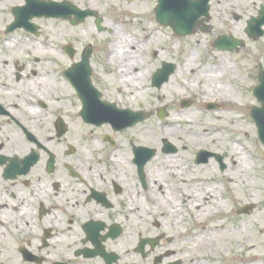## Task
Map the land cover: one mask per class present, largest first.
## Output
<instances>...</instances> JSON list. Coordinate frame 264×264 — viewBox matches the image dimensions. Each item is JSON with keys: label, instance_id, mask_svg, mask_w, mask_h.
Here are the masks:
<instances>
[{"label": "flooded vegetation", "instance_id": "af4514ba", "mask_svg": "<svg viewBox=\"0 0 264 264\" xmlns=\"http://www.w3.org/2000/svg\"><path fill=\"white\" fill-rule=\"evenodd\" d=\"M189 1L185 8L178 0L179 34L156 14L149 38H118L111 46L88 30L115 32L104 24L99 0H0V264H188L172 258L183 243L179 223L168 221L170 206L156 210L151 198L155 190L168 198L161 185L175 191L187 184L156 174L159 155H177L179 147L168 152L163 139L160 148L142 142L147 129H135L144 115L126 125L125 110H148V119L157 112L161 121V106L145 109L143 94L128 100L125 72L148 68L146 84L160 100L170 79L159 87L154 75L172 58L158 47L159 32L191 46L187 55L228 54L236 82L243 72L252 78L257 101L264 80V0ZM39 3L50 16L37 13ZM71 5L94 15L77 23ZM201 150L206 162L197 160ZM227 156L206 140L192 161H215L224 173Z\"/></svg>", "mask_w": 264, "mask_h": 264}, {"label": "bare ground", "instance_id": "6f19581e", "mask_svg": "<svg viewBox=\"0 0 264 264\" xmlns=\"http://www.w3.org/2000/svg\"><path fill=\"white\" fill-rule=\"evenodd\" d=\"M114 45L115 42L111 44V46ZM199 59L200 56L190 52L189 55L184 57L182 67L178 69L179 71L177 70L171 76L170 81L163 85L162 88L163 91L166 90L167 94L170 87L175 89H177L175 86L184 87V91L176 90L179 97L181 99H191L192 96H195L197 87L201 86L202 92L198 96L203 97L201 99L204 103L218 99L221 103L220 106H225L221 111L216 110L214 113H209L208 116L211 117V114H214V118L211 117V120L208 118V123L210 122L211 126L216 124L217 128H223L226 131L225 136L226 138L229 137L228 141L230 143L227 162L228 159H233L229 161L230 165L227 168L230 169L235 166L236 176L233 177L229 173L216 171L217 163L215 161H212L210 166L207 164H195L189 167L179 155H165L163 159L165 166L160 167L156 171L160 179L171 180L181 177L184 180H188L187 176L192 178L199 176L201 178H196V187H180V189L177 188L175 191H172L167 185L163 189L162 185L155 184L161 187L162 194H167L168 198L166 200L159 199L155 190L153 195H151L153 205L156 210H163L170 206L169 223L173 226H177L179 223L177 229L180 230L182 243H189L187 250H185L186 248L183 247V244L181 248L177 246L175 248L176 253L172 258H180L188 264H202L203 261H200L202 257L221 255L228 264H234L230 249L236 245L238 251L242 252V258L238 264H264V255L260 252V247L264 244V203L254 216L247 218L245 214H241L243 216H240L234 222L235 224L231 223V213L228 210L230 199L246 203L250 201L264 202V173L259 169L260 158H258L257 150L252 146L250 147L247 136H242V132H247L248 127L244 125L245 116L238 111V97L229 90L228 86L223 87L220 85L222 84L220 80L225 76L229 77L232 82L238 80V77L235 74V68L228 62V54H211L201 67L196 65ZM212 62L218 64L215 70H213ZM184 71L190 77L184 78ZM141 73L138 76H132L128 71L125 72L123 87L129 95L128 100H132V95L138 97L142 94L145 96L144 94L147 93V89L144 86L149 69L144 68ZM138 78L142 80L140 83L141 91L137 88ZM135 91L136 93H134ZM166 94L162 92L158 106L167 102ZM180 113L182 115L169 116L166 119L167 121H165L169 127L166 132L170 136L173 137L178 131L177 128L183 127V125H185L184 129H190V131H187L188 137L206 136V133H202L200 129L196 128L195 119L191 117L193 113L188 112L186 109L180 110ZM222 122H224L223 125H221ZM206 127L211 129L209 126L204 125V132L208 131ZM214 134H218L217 129H215ZM210 137L212 136L207 135V140ZM255 141H257V137H255ZM195 145L197 147L201 146L199 143ZM157 160L159 158L156 159V163H158ZM153 168L154 166H152L151 172ZM213 172H216L217 175L211 177L206 175L213 174ZM153 179L150 173V180L153 181ZM159 194L161 195V193ZM185 208L188 209L187 211L190 214L187 219L178 214L180 212L178 211L179 209ZM142 211L143 208H140V212ZM184 223L188 225L187 232L184 231L186 227ZM183 235L187 236V241ZM179 250L182 252H179Z\"/></svg>", "mask_w": 264, "mask_h": 264}, {"label": "rangeland", "instance_id": "374dc122", "mask_svg": "<svg viewBox=\"0 0 264 264\" xmlns=\"http://www.w3.org/2000/svg\"><path fill=\"white\" fill-rule=\"evenodd\" d=\"M99 1L103 6L101 16L105 17L104 24L106 25V27H111L113 29L115 28V33L113 34L111 33V35H109L108 33H104L100 35L97 33L94 27L93 28L89 27L88 30L90 31V34L92 36H95L100 41L106 40L107 43H110V42L115 41L118 38L126 39V38H131L132 36L134 37L138 36L139 38L147 39L149 38V36L147 35L149 33L150 34L153 33L151 31H153L157 27V24L153 20L156 17V14H154V7H156L157 5V0H99ZM150 12L153 16L149 14ZM91 25H92V21H90V26ZM85 32L86 31L84 30L82 31L81 29H77L75 31L76 37L79 39L84 38L87 40L85 36ZM154 33H156L154 34L155 36L161 35V38L158 41L163 40V45H160L158 47L164 48V50L167 52V56H170L172 58L171 61L177 66V68L179 67L178 69H180L182 67L184 57H186L187 52H189L188 50L190 49L191 46L184 47L182 45L183 40H178L177 38L173 39V38H170L169 36L159 34V32H154ZM174 42H176L175 45H173ZM179 42L182 45V47L181 45H179ZM56 43L60 44V41H56ZM159 50L160 52L163 51L161 49ZM144 54H146V52ZM203 54L204 53L199 54L201 55L200 56L201 58L196 63V65H198L199 67L204 65V63L207 60V59L206 60L203 59V57H205V55ZM137 56L138 57L142 56L141 49L138 52ZM138 63H140V61L137 58L136 63H134V66H137ZM212 64H213L212 65L213 70H215V68L218 67V64H216L215 62H212ZM145 65L148 66L147 63H145ZM249 68L250 67H248V72H250ZM241 70L242 69L240 68V71L238 69L237 72H241ZM183 74H184V78L190 77L186 71H184ZM241 74H242L241 82H236V81L232 82L231 80H229V77L225 76L220 80L222 82V84L220 85H222L223 87L228 86L230 88L229 90L238 97V103H237V106L239 109L238 111L245 116L244 125L245 127H248L247 132H242V136L243 137L247 136V141L250 147L252 146L257 150V154H259L258 158H260L259 169L260 171L264 173V145L261 139L257 135L258 133L257 128L254 125V121L252 120V117L250 116L252 108L258 106L256 105L258 104V101L249 91L250 87L253 85L252 78H250L245 72ZM122 83H123V80H122ZM122 83H121V88H123ZM175 87H177V89L170 87L168 89L169 91L167 92V94H166V90L163 91V89H160L159 91V95H161L162 92L166 94L167 102L161 104V106H165L166 117L160 121L157 119V112H156L154 115L150 116L149 119H146L145 120L146 122L143 125H140V127H137L135 129L137 130L141 127H145V131L147 129L148 131L147 141L142 140V142H145L149 146H155V147L160 148L162 147V144H163L162 139H167L171 141L172 143H174L175 145L179 147L180 153L177 155H179L183 159V162L185 161L184 163L189 167L194 165L192 161L193 154L198 148L195 144L199 143L201 144V146L205 145L206 140H207V135L212 136L208 138L210 141L207 140V143H212V146L214 149L217 148L221 151L229 152L230 143L228 141L229 137L226 138L225 136L226 131L223 130V128H219V127L217 128L216 124H214L213 125L214 127H213L209 124L210 122L208 123V120L212 119L211 117L214 118V114H211V117L208 116L210 112L206 109V107H204L201 97L198 96V94L202 92L201 86L197 87L198 89L196 90L195 96H192V98H194L195 101L189 107L181 106L180 102L182 99L179 97L176 91V90L180 92L184 91V87H180V86H175ZM144 88L147 89L146 91L147 93L144 94L145 96H142V98L140 97V100L142 101L141 106L146 109V108H150V107L157 105V103H159L160 100H158L155 97L156 90L152 89L151 87H148L147 84L144 86ZM219 107L221 108V110L225 108L224 105L219 106ZM182 109H186L188 112L193 113L191 117L195 119L196 128L200 129L202 133H206L205 137H198V136L188 137L187 131H190V129H184L185 125H183V127L177 128L178 131L173 137L170 136L168 132H166L167 131L166 129L169 128L168 125H166L167 124V122H165L167 121L166 119H168L169 116L172 117L176 115H179V116L182 115L180 113V110ZM151 112L153 113L154 111H151ZM217 124L220 125V123L218 122ZM223 124L224 122L221 123V125ZM204 125L209 126L211 129H208V127H206L208 131L204 132V128H203ZM215 129L218 130V134L213 135ZM195 131H199V130H195ZM131 132L134 133V130H132ZM153 135L157 136L156 139H152ZM255 137H257V141H255ZM164 157L165 155H163L162 153L158 157L159 160H157L158 161L157 165H159L160 167L165 166V162H163ZM231 160L233 159H228V162H227V159H226L227 167L230 165L229 161ZM154 164H156V162ZM207 165L210 166L211 162L207 163ZM234 169H235V166H232V168L230 169L226 168L225 172L227 174L229 173V175L234 177L236 176V171H234ZM216 171L220 172L218 169ZM206 175H208V177H211V176H216L217 173L213 172V174H206ZM180 178L181 177H178V179ZM186 178H188V180H186L187 184H185L183 188L196 187L195 186V183H196L195 181L197 180L196 178H201V177L196 176L192 178L190 176H187ZM181 179H184V178H181ZM263 203L264 202L262 201H256V202L250 201L249 203L241 202V201L237 202V201H234L233 199H230L228 203V210H230V213H231L230 214L231 223L235 224L234 222H236V220H238L240 216H243L241 214H245L247 218H251L258 212L257 210L261 207ZM247 204L254 205L250 213L237 212L238 210H240V208H243ZM187 210L188 209L185 208V209H179L178 211H180V214L183 215V218L187 219L188 215H190ZM185 226L186 227L184 228V231L187 232L188 225H185ZM183 236H184V239L187 241V236L186 235H183ZM188 244H183V247L186 248L185 250H187ZM230 252H231L230 254L233 256L234 264L240 263V259L242 258V252L238 251V247L236 245L232 246L230 249ZM260 252L261 254L264 255V244L261 245ZM200 261H203L207 264H228L223 259V256L221 255H218V256L216 255L215 257H212V256L202 257Z\"/></svg>", "mask_w": 264, "mask_h": 264}, {"label": "water", "instance_id": "95a60500", "mask_svg": "<svg viewBox=\"0 0 264 264\" xmlns=\"http://www.w3.org/2000/svg\"><path fill=\"white\" fill-rule=\"evenodd\" d=\"M182 2L184 3L185 7L188 8V6H190V3H188V0H182ZM158 5L156 7V13L158 14V20L159 22L163 23V24H169L173 27L174 31L179 34V29L182 25L181 22H177V16H176V10H177V6H178V0H158ZM41 7L39 6L38 9H40ZM46 9L48 10L49 8L46 7ZM41 11V9H40ZM168 12H172L175 14V18L174 20H172L170 14ZM79 16V13H77ZM84 16H86V14H91V12H87V13H83ZM102 21H98V24H100ZM173 69H170L169 72L164 73L162 76H157L158 78H162L165 77L164 79L167 80L169 77L170 72ZM159 82V86H160ZM263 83V82H262ZM259 98L262 102V105L264 106V92H262L261 94H259ZM184 106L188 105V102H183ZM165 114H162V117H164ZM252 115L255 117L256 121H257V126H259V134L260 137L262 138V141L264 142V107L259 109H253L252 111ZM171 145L166 141V148L168 149V151H172V149L170 148ZM150 151V150H148ZM204 153H200V156L203 155ZM253 206H246L244 209H242V211H249Z\"/></svg>", "mask_w": 264, "mask_h": 264}]
</instances>
